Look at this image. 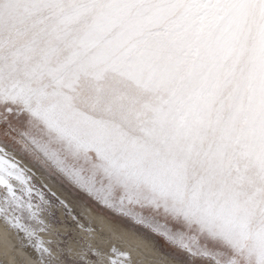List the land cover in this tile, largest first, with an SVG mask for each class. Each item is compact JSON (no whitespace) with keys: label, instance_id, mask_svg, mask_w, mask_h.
I'll list each match as a JSON object with an SVG mask.
<instances>
[{"label":"snow or ice","instance_id":"obj_1","mask_svg":"<svg viewBox=\"0 0 264 264\" xmlns=\"http://www.w3.org/2000/svg\"><path fill=\"white\" fill-rule=\"evenodd\" d=\"M76 203L264 264V0H0V225L29 264H133Z\"/></svg>","mask_w":264,"mask_h":264},{"label":"rangeland","instance_id":"obj_2","mask_svg":"<svg viewBox=\"0 0 264 264\" xmlns=\"http://www.w3.org/2000/svg\"><path fill=\"white\" fill-rule=\"evenodd\" d=\"M41 179L37 173V182H41ZM104 211L98 205L94 209L81 203L75 204L76 214L99 231L106 242L105 247L109 244L115 245L121 251L129 253L133 264H139L140 261L145 264H171L161 251L163 241L157 245L152 239H145L127 230L125 223L114 217L112 213L100 214ZM108 216H112V219H108ZM59 231L63 232L64 229L61 228ZM16 246L15 237L11 233H6L0 225V264H29L23 252L14 250Z\"/></svg>","mask_w":264,"mask_h":264},{"label":"bare ground","instance_id":"obj_3","mask_svg":"<svg viewBox=\"0 0 264 264\" xmlns=\"http://www.w3.org/2000/svg\"><path fill=\"white\" fill-rule=\"evenodd\" d=\"M137 264V263H136ZM139 264H145L143 261H140Z\"/></svg>","mask_w":264,"mask_h":264}]
</instances>
